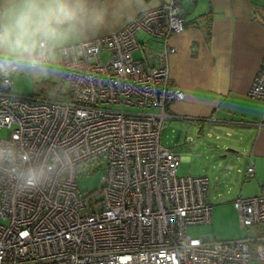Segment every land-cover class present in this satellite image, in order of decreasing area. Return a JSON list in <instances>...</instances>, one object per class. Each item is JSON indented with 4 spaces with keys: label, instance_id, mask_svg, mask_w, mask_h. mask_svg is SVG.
I'll list each match as a JSON object with an SVG mask.
<instances>
[{
    "label": "built area",
    "instance_id": "obj_1",
    "mask_svg": "<svg viewBox=\"0 0 264 264\" xmlns=\"http://www.w3.org/2000/svg\"><path fill=\"white\" fill-rule=\"evenodd\" d=\"M181 1L141 12L114 35L62 46L65 101L19 97L11 78L21 70L0 72V134L8 132L0 136V264H264V195L233 201L251 237L186 233L211 225L212 207L208 179L178 176L179 157L160 141L167 107L183 98L168 68L176 52L168 40L184 30ZM141 34L160 41L157 67L133 58ZM247 96L264 103V56ZM94 160L104 166L100 187L82 195L78 167ZM29 168L45 181L22 191L16 177Z\"/></svg>",
    "mask_w": 264,
    "mask_h": 264
},
{
    "label": "crops",
    "instance_id": "obj_2",
    "mask_svg": "<svg viewBox=\"0 0 264 264\" xmlns=\"http://www.w3.org/2000/svg\"><path fill=\"white\" fill-rule=\"evenodd\" d=\"M166 1L89 0L90 7L103 13L104 23L71 34L62 46L114 35L141 12ZM180 6L184 30L168 40L176 50L168 55L169 76L183 95L167 107L166 128L168 121L175 120L174 127L182 130L173 147L183 140L192 142L195 133L198 140L213 134L216 139L223 137L218 145L224 152L221 158L229 156L246 163V169L253 167L252 197L262 196L264 103L249 98L247 92L264 56V6L261 0H182ZM137 39L140 47L133 58L145 69L157 67L160 41L145 34ZM169 149L179 157V165L190 161L186 154ZM218 237L232 240L227 234Z\"/></svg>",
    "mask_w": 264,
    "mask_h": 264
},
{
    "label": "rangeland",
    "instance_id": "obj_3",
    "mask_svg": "<svg viewBox=\"0 0 264 264\" xmlns=\"http://www.w3.org/2000/svg\"><path fill=\"white\" fill-rule=\"evenodd\" d=\"M53 67L56 71L48 77L27 70H21L20 73L13 75L12 93L40 101L67 100L68 89L64 81L62 65L57 62ZM173 121L176 123L175 120L168 121V127L161 133V144L166 148H173L179 155L182 152L190 157V161L179 165L178 176H202L208 179L207 202L212 207V224L189 227L186 231L187 235L192 238L211 235L214 241H220L218 235L221 234L230 235L232 240L254 235L252 228L246 230L240 228L237 211L233 205L236 198L254 196L256 186L245 174L247 164H242L241 161L229 156L222 159L224 152L218 145L223 137L216 139L215 134L210 138L204 136L198 140L195 133L192 142L185 143L183 140L178 144V148L173 147L182 136V130L178 126L175 128ZM7 134V131L2 130L0 136L5 138ZM226 153L229 154L228 151ZM237 168L240 169L239 174L235 173ZM103 173L104 166L95 160L79 166L75 181L77 191L83 195L98 190ZM250 264L256 263L252 261Z\"/></svg>",
    "mask_w": 264,
    "mask_h": 264
},
{
    "label": "clouds",
    "instance_id": "obj_4",
    "mask_svg": "<svg viewBox=\"0 0 264 264\" xmlns=\"http://www.w3.org/2000/svg\"><path fill=\"white\" fill-rule=\"evenodd\" d=\"M104 21L89 0H0V72L20 69L48 77L56 71L63 42ZM7 155L15 158L11 151ZM20 158L27 159L23 153ZM16 179L22 191L33 190L44 184L45 176L29 168Z\"/></svg>",
    "mask_w": 264,
    "mask_h": 264
}]
</instances>
